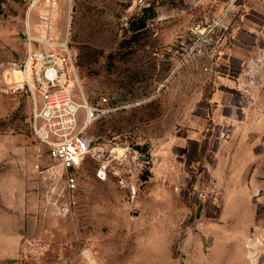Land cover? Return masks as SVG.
I'll return each mask as SVG.
<instances>
[{"label":"rangeland","instance_id":"rangeland-1","mask_svg":"<svg viewBox=\"0 0 264 264\" xmlns=\"http://www.w3.org/2000/svg\"><path fill=\"white\" fill-rule=\"evenodd\" d=\"M137 1L61 0L45 21L44 7L0 0V69L48 40L71 59L76 101L98 105L106 97L119 108L85 133L99 146L140 155L136 200L114 176L98 179L92 159L69 191L62 168L35 137L34 98L7 80L0 87V264H264V181L247 197L192 178L184 204L182 182L161 181L176 170L160 155L165 139L211 108L213 46L231 0H204L189 17L184 0ZM148 8L154 17L132 40L122 20H140ZM218 13L224 22L215 26ZM212 188L223 194L220 202L200 203L196 193Z\"/></svg>","mask_w":264,"mask_h":264},{"label":"crops","instance_id":"crops-1","mask_svg":"<svg viewBox=\"0 0 264 264\" xmlns=\"http://www.w3.org/2000/svg\"><path fill=\"white\" fill-rule=\"evenodd\" d=\"M203 1L184 0L185 17ZM214 1L215 5L220 3ZM236 4L237 0H231V12L223 17L226 29L217 32L219 39L213 46L210 110L165 139L160 150L162 158L169 163L172 160L170 164L176 167L174 175L164 172L161 181L175 178L182 182L179 196L183 204L188 203L187 187L192 178L205 176L226 188L243 189L247 197L264 181V63L258 70L259 78L246 74L247 66L256 70V62L264 53V0L239 1L243 6L240 13L235 12ZM222 15L212 17L219 19ZM196 27L204 31L202 24ZM166 163L163 161V165Z\"/></svg>","mask_w":264,"mask_h":264},{"label":"built area","instance_id":"built-area-1","mask_svg":"<svg viewBox=\"0 0 264 264\" xmlns=\"http://www.w3.org/2000/svg\"><path fill=\"white\" fill-rule=\"evenodd\" d=\"M28 1L32 7H44V20L49 21L61 0ZM137 2L142 4L144 0ZM221 19L216 20L214 25L223 22ZM130 26L131 19L123 18L122 29L127 31ZM261 55V59L256 62V70L247 66L248 76L256 77L258 74L264 63V53ZM69 60L70 57L57 52L51 42L41 40L38 50L30 48L24 59L12 60L0 69V87H4L9 80L14 83L16 90L29 93L34 98L32 122L35 137L46 148L49 158L62 168L69 191L77 190L76 173L83 168L87 160L92 159L97 164L98 179L106 181L110 175L114 176L119 187L126 191L132 200H136L139 193L136 176L139 153L130 152L129 149L122 152L123 149L119 151L117 148L99 146L93 136L85 133L93 122L119 108L110 106L106 97H101L98 105L76 101L71 88ZM15 73L20 74L19 80L14 78ZM245 91L249 92V87ZM81 111L85 114L82 121L79 119ZM222 197L223 194L216 188L208 192H197L198 200L204 205L216 204Z\"/></svg>","mask_w":264,"mask_h":264},{"label":"trees","instance_id":"trees-1","mask_svg":"<svg viewBox=\"0 0 264 264\" xmlns=\"http://www.w3.org/2000/svg\"><path fill=\"white\" fill-rule=\"evenodd\" d=\"M150 17H154V13H152V8L146 9V15L143 16V18H141L140 20L131 21L130 29L127 30L126 32L131 33L132 40L136 39L139 33H143V29H144L143 22H145L146 19ZM137 149H139V147ZM144 179H147V176H144Z\"/></svg>","mask_w":264,"mask_h":264},{"label":"water","instance_id":"water-1","mask_svg":"<svg viewBox=\"0 0 264 264\" xmlns=\"http://www.w3.org/2000/svg\"><path fill=\"white\" fill-rule=\"evenodd\" d=\"M202 211H203V205L201 204L200 207H199V209H198V213H197V218L198 219L200 218Z\"/></svg>","mask_w":264,"mask_h":264}]
</instances>
